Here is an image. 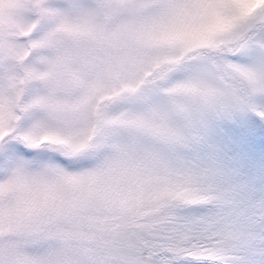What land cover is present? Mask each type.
<instances>
[{"label": "snow or ice", "instance_id": "snow-or-ice-1", "mask_svg": "<svg viewBox=\"0 0 264 264\" xmlns=\"http://www.w3.org/2000/svg\"><path fill=\"white\" fill-rule=\"evenodd\" d=\"M0 264H264V0H0Z\"/></svg>", "mask_w": 264, "mask_h": 264}]
</instances>
